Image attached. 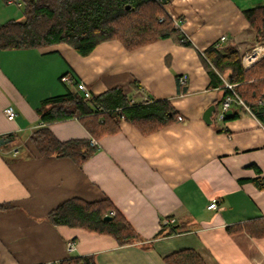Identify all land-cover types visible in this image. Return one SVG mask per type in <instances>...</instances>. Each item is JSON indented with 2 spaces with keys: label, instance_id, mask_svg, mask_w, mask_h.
<instances>
[{
  "label": "crops",
  "instance_id": "1",
  "mask_svg": "<svg viewBox=\"0 0 264 264\" xmlns=\"http://www.w3.org/2000/svg\"><path fill=\"white\" fill-rule=\"evenodd\" d=\"M263 4L170 0L173 13L167 10L190 46L166 39L128 51L109 41L86 57L64 44L0 50V139L15 136L0 146V206L8 207L0 208V264H58L72 256H93L96 264H166L188 249L206 264H264V237L228 232L264 218V189L254 183L264 179V123L231 92L225 96L224 85L212 84L203 55L225 37L224 50L253 55L247 63L263 59L264 45L255 43L243 15ZM22 18L21 8L0 0V25ZM66 75L95 96L121 88L132 105L168 101L176 120L148 135L122 120L117 134L98 140L78 119L46 125L38 109L65 94ZM182 76L187 86L179 84ZM228 97L232 114L222 121L218 112ZM8 106L17 110L14 121L4 114ZM211 106L216 112L207 124ZM40 128L61 142L95 140L98 152L81 167L69 158L41 157L31 142ZM72 199L109 200L140 241L120 246L111 236L47 221ZM214 201L217 210L209 209ZM171 220L185 233L158 238Z\"/></svg>",
  "mask_w": 264,
  "mask_h": 264
},
{
  "label": "trees",
  "instance_id": "2",
  "mask_svg": "<svg viewBox=\"0 0 264 264\" xmlns=\"http://www.w3.org/2000/svg\"><path fill=\"white\" fill-rule=\"evenodd\" d=\"M22 20H10L0 25V50L38 49L68 45L79 55L89 56L100 44L119 41L126 50L173 39L178 44L190 46L188 37L174 26L167 5L170 0H21ZM129 7V9H127ZM243 15L255 43L264 45V4L245 10ZM180 22V21H179ZM221 40L204 52L205 65L212 84L223 81L212 65L226 80L236 85L242 102L264 123V58L249 69L242 66V52L237 48L224 50ZM210 63V64H209ZM69 76H63L64 78ZM72 79V78H71ZM66 92L44 100L38 113L44 124L78 119L91 136L98 140L115 135L122 120L136 126L148 135L171 125L177 113L168 101H147L132 105L121 88L111 89L99 96L85 98L72 85L63 82ZM75 87V89H72ZM230 94L227 91L225 96ZM15 139V136H8ZM31 142L41 157L69 158L81 167L98 152L90 140L59 141L48 128L36 130ZM264 189V179L254 180ZM8 209L7 206H0ZM114 211L115 215L110 213ZM111 220H105V217ZM47 221L53 226L83 229L90 233L113 237L120 246L140 241V236L124 216L114 209L109 200L87 203L72 199L49 213ZM246 231L254 237H264V218L245 226L228 228V232ZM185 233L177 224L163 225L158 238ZM166 264H206L192 249L179 251L164 259ZM58 264H96L93 256H72Z\"/></svg>",
  "mask_w": 264,
  "mask_h": 264
},
{
  "label": "built area",
  "instance_id": "3",
  "mask_svg": "<svg viewBox=\"0 0 264 264\" xmlns=\"http://www.w3.org/2000/svg\"><path fill=\"white\" fill-rule=\"evenodd\" d=\"M7 4H15L17 7H22V1L21 0H5ZM174 21V26L177 28V29H180L182 30V26H181V23L177 20H173ZM226 41V38L223 37L221 38V43L225 42ZM253 55H246L245 57H243L242 59V65L244 67V69H248L250 68L252 65H254L256 63V60H251L249 61L248 63L246 62V58L247 57H252ZM222 80L224 81V88L227 89L229 92L232 93V95L235 96V98L241 103L243 104L247 110H249V108L242 102V100L236 95V92H235V88H236V85L234 84H231L229 83L223 76H222ZM63 82L67 85H72L73 84V80L70 78V77H66L64 78ZM179 84L182 85V86H187L188 84V77L186 76H182L180 79H179ZM77 89L78 91L85 97V98H90L91 97V93L90 91L88 90V88L82 84V83H79L77 85ZM233 101V98L232 97H228L226 98L220 108H219V112H218V116H219V119L220 120H225L226 118V115H227V112L228 110L230 109L231 107V103ZM4 114L5 116L7 117L8 120L10 121H14L16 118H17V110L13 107V106H8L7 108L4 109ZM179 120H181V118H179ZM264 128V126H263ZM92 146H97V143L95 140H92ZM220 206L218 205V203L216 201L212 202L209 206V209H212V210H217L219 209ZM111 216H114L115 215V212L112 211L110 213ZM174 223V220H171L170 221V224ZM74 244L73 243H69L68 244V249L70 252H73L74 251Z\"/></svg>",
  "mask_w": 264,
  "mask_h": 264
},
{
  "label": "water",
  "instance_id": "4",
  "mask_svg": "<svg viewBox=\"0 0 264 264\" xmlns=\"http://www.w3.org/2000/svg\"><path fill=\"white\" fill-rule=\"evenodd\" d=\"M127 9H129V7ZM215 112H216V107L215 106H211L210 108L207 109V111L204 114V118H203L204 121L207 124L212 123L211 118H212V116H213V114ZM231 114H232V111H228L227 112V117H229ZM10 142H11V139L10 138H2V139H0V146L6 145V144H8ZM105 220H111V217L106 216L105 217Z\"/></svg>",
  "mask_w": 264,
  "mask_h": 264
},
{
  "label": "rangeland",
  "instance_id": "5",
  "mask_svg": "<svg viewBox=\"0 0 264 264\" xmlns=\"http://www.w3.org/2000/svg\"><path fill=\"white\" fill-rule=\"evenodd\" d=\"M166 7H167V9H169L171 12L173 11L169 5H167ZM21 13H22V10H21ZM172 13H173V12H172ZM180 23H181V22H180ZM181 25H182V23H181Z\"/></svg>",
  "mask_w": 264,
  "mask_h": 264
}]
</instances>
